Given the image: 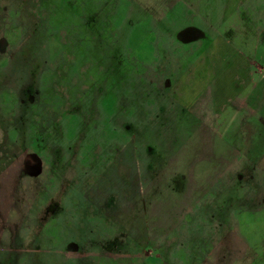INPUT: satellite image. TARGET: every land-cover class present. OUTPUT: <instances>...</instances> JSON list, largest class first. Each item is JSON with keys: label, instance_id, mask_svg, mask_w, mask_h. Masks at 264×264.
Listing matches in <instances>:
<instances>
[{"label": "rangeland", "instance_id": "obj_1", "mask_svg": "<svg viewBox=\"0 0 264 264\" xmlns=\"http://www.w3.org/2000/svg\"><path fill=\"white\" fill-rule=\"evenodd\" d=\"M175 2L0 0V264H264V0Z\"/></svg>", "mask_w": 264, "mask_h": 264}, {"label": "crops", "instance_id": "obj_2", "mask_svg": "<svg viewBox=\"0 0 264 264\" xmlns=\"http://www.w3.org/2000/svg\"><path fill=\"white\" fill-rule=\"evenodd\" d=\"M179 1H180V3H179ZM185 1L186 0H177V2H175V4L172 6V4L171 5H169V8H168V10L169 9H171L172 7H175L176 8V12H175V15H176V13H178V12H180V14H182V15H187L188 13H185V11L184 10H181L180 8H179V6H180V4H183L184 6H185V8L186 7H188L189 6V3H185ZM187 1H189V0H187ZM259 6L261 7V4H259ZM258 5H255V6H251V7H249V8H247V16H244V18H248V17H251V16H256V11H258V15H261V17H264V10H263V13H262V9L259 7ZM146 9H148V8H146ZM159 10L161 11V8H159ZM190 11H191V8L189 9ZM252 10H253V12H252ZM167 12L168 11H165L164 12V14L163 15H167ZM234 11H232V13H233ZM155 11L153 12V11H147L146 12V16L148 17L149 15H152V16H154L155 15ZM235 13V12H234ZM233 13V14H234ZM245 13H246V11H245ZM253 13V14H252ZM191 15V14H190ZM242 17V16H241ZM165 19V18H164ZM171 19H172V17H171ZM170 19V20H171ZM166 20V19H165ZM163 21V22H159V24L158 25H162L164 22H167V21ZM259 20L261 21V19H258V20H256L255 21V23L256 22H259ZM169 23V22H168ZM264 22L262 21V24H263ZM174 24V23H173ZM171 25V24H170ZM223 25H225V27H226V14H224V17H223ZM159 26V27H160ZM259 28V29H258ZM258 28H256L257 29V32H256V30H255V34H257V38L259 37V34L261 35V36H263L262 37V39L260 40V38H258V41L259 42H264V26L262 25V26H260V27H258ZM199 37H201V36H199ZM216 39H218L219 41H224L221 37H219V35H215L214 36ZM226 38V37H225ZM226 41V40H225ZM209 42L210 41H208V44H209ZM208 44H207V48H208ZM204 45H202L201 44V46H199V48H202ZM197 47H198V45H197ZM212 47H214L213 45H212ZM207 48H204L205 50V52L206 53H203V55H207L208 54V50L211 48V47H209V49H207ZM202 55V56H203ZM202 58L200 57L199 59H196V61L198 60V61H200ZM244 61H246L247 62V60H246V58H245V60ZM246 62H243L244 63V65L246 64ZM249 62H247V64H248ZM239 65V67L243 70L244 68H245V66L243 65V64H238ZM226 70V66H225V68H224V71ZM224 73V72H223ZM242 78H246L245 76L244 77H242ZM234 80H239L238 82H240V84H242L243 82H244V80L243 79H240V77H238V78H233V81ZM243 86H241V87H239V88H242ZM238 88V89H239Z\"/></svg>", "mask_w": 264, "mask_h": 264}, {"label": "flooded vegetation", "instance_id": "obj_3", "mask_svg": "<svg viewBox=\"0 0 264 264\" xmlns=\"http://www.w3.org/2000/svg\"><path fill=\"white\" fill-rule=\"evenodd\" d=\"M173 25V24H172ZM198 31L197 30H195V29H193V31H191V34H192V36H190V39L189 40H191V39H194L195 37H197V36H195V35H197L198 33H197ZM200 35V34H199ZM200 36H202V35H200ZM204 50V49H203Z\"/></svg>", "mask_w": 264, "mask_h": 264}]
</instances>
